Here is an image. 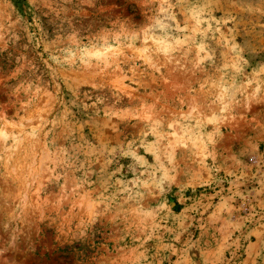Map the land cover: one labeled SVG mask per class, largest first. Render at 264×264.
Here are the masks:
<instances>
[{"label": "rangeland", "instance_id": "1", "mask_svg": "<svg viewBox=\"0 0 264 264\" xmlns=\"http://www.w3.org/2000/svg\"><path fill=\"white\" fill-rule=\"evenodd\" d=\"M0 264H264V0H0Z\"/></svg>", "mask_w": 264, "mask_h": 264}]
</instances>
